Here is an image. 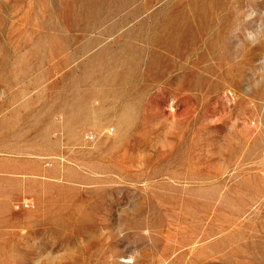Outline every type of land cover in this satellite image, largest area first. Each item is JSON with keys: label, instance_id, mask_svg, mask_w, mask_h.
I'll return each instance as SVG.
<instances>
[{"label": "rangeland", "instance_id": "374dc122", "mask_svg": "<svg viewBox=\"0 0 264 264\" xmlns=\"http://www.w3.org/2000/svg\"><path fill=\"white\" fill-rule=\"evenodd\" d=\"M0 264H264V0H0Z\"/></svg>", "mask_w": 264, "mask_h": 264}, {"label": "bare ground", "instance_id": "6f19581e", "mask_svg": "<svg viewBox=\"0 0 264 264\" xmlns=\"http://www.w3.org/2000/svg\"><path fill=\"white\" fill-rule=\"evenodd\" d=\"M216 88H217L216 86H211L210 90H214Z\"/></svg>", "mask_w": 264, "mask_h": 264}]
</instances>
